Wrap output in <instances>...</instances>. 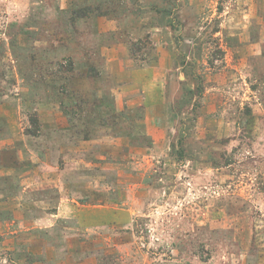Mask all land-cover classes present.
<instances>
[{
	"label": "rangeland",
	"instance_id": "obj_1",
	"mask_svg": "<svg viewBox=\"0 0 264 264\" xmlns=\"http://www.w3.org/2000/svg\"><path fill=\"white\" fill-rule=\"evenodd\" d=\"M0 264H264V0H0Z\"/></svg>",
	"mask_w": 264,
	"mask_h": 264
}]
</instances>
